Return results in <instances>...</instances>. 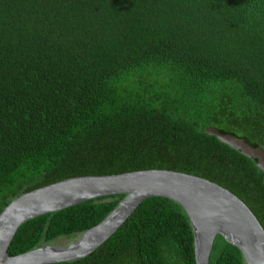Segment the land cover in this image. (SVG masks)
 Masks as SVG:
<instances>
[{
    "label": "trees",
    "instance_id": "16d2710c",
    "mask_svg": "<svg viewBox=\"0 0 264 264\" xmlns=\"http://www.w3.org/2000/svg\"><path fill=\"white\" fill-rule=\"evenodd\" d=\"M209 127L264 148V0H0V214L69 178L168 170L227 188L264 226V172ZM125 196L28 221L9 255L71 243ZM56 264H196L191 221L151 197ZM211 264L246 262L219 235Z\"/></svg>",
    "mask_w": 264,
    "mask_h": 264
},
{
    "label": "water",
    "instance_id": "95a60500",
    "mask_svg": "<svg viewBox=\"0 0 264 264\" xmlns=\"http://www.w3.org/2000/svg\"><path fill=\"white\" fill-rule=\"evenodd\" d=\"M206 133L255 159L264 172L263 147L250 145L246 137L222 134L216 127L207 128ZM119 194L126 196L110 215L71 243L9 255L18 231L28 221ZM156 196L172 199L186 210L194 233L196 264H211L219 235L241 250L246 264H264V226L243 200L208 179L168 170L73 177L19 196L0 214V264H56L86 258L110 239L146 199Z\"/></svg>",
    "mask_w": 264,
    "mask_h": 264
},
{
    "label": "rangeland",
    "instance_id": "374dc122",
    "mask_svg": "<svg viewBox=\"0 0 264 264\" xmlns=\"http://www.w3.org/2000/svg\"><path fill=\"white\" fill-rule=\"evenodd\" d=\"M58 243L60 244V245H58V246H65V245L68 244V241L65 240V239H61V240L58 241Z\"/></svg>",
    "mask_w": 264,
    "mask_h": 264
}]
</instances>
